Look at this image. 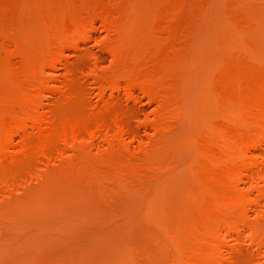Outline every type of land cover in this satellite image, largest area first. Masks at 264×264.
<instances>
[{
  "label": "rangeland",
  "instance_id": "1",
  "mask_svg": "<svg viewBox=\"0 0 264 264\" xmlns=\"http://www.w3.org/2000/svg\"><path fill=\"white\" fill-rule=\"evenodd\" d=\"M0 264H264V0H0Z\"/></svg>",
  "mask_w": 264,
  "mask_h": 264
},
{
  "label": "bare ground",
  "instance_id": "2",
  "mask_svg": "<svg viewBox=\"0 0 264 264\" xmlns=\"http://www.w3.org/2000/svg\"><path fill=\"white\" fill-rule=\"evenodd\" d=\"M41 123V122H40ZM75 130L73 129V134L72 135H75L76 134V131L74 132ZM19 132V131H18ZM49 141V140H48ZM46 143H47V141H46ZM45 143V144H46ZM2 147V146H1ZM48 145L46 144V145H43V147H42V149H44V151H48ZM2 150H3V148H2Z\"/></svg>",
  "mask_w": 264,
  "mask_h": 264
}]
</instances>
